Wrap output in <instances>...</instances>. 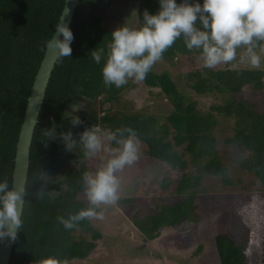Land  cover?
I'll return each mask as SVG.
<instances>
[{"label": "trees", "instance_id": "16d2710c", "mask_svg": "<svg viewBox=\"0 0 264 264\" xmlns=\"http://www.w3.org/2000/svg\"><path fill=\"white\" fill-rule=\"evenodd\" d=\"M112 0H82L73 19L71 31L74 40L70 57L59 59L53 71L44 105L39 117L31 147L30 170L23 212V228L18 234L10 264H34L35 260L55 256L59 259H86L96 248L100 234L88 219L77 228L66 230L57 220L68 217L88 206L83 191L82 176L91 170L82 165L65 173L67 159L75 164L86 160L78 145L68 152L62 141L48 140L42 134L53 122L57 133H79L92 125L103 130L132 128L140 141L139 152L148 154L171 171L182 173L163 179L166 196L157 212L144 218L135 216L133 223L147 240L159 238L164 228L202 221L198 198L207 178H220L232 185L230 171L219 147L221 137L216 134L220 117L234 120V133L225 143L239 150L241 168L253 175L264 189V106L243 96L246 88L258 93L264 90V69L250 67H224L208 69L204 66L186 75L191 94L179 89L169 72L157 73L151 69L144 84L160 89V94L173 109L167 121L145 111L122 113L114 111L121 94L132 85L106 88L103 83L104 60L97 64L90 52L105 47L110 34L118 25V14L112 12ZM66 0H0V182H13L15 158L20 130L24 121L28 99L46 53L45 42L55 32ZM136 7L139 25L145 9L156 14L159 0H124ZM179 4L182 0H176ZM203 0H189V3ZM110 4V5H109ZM110 11V12H109ZM123 16V14L121 13ZM117 19V20H116ZM199 58L196 51H188L182 40H177L164 54L172 62L179 57ZM214 95L216 103L207 108L193 96ZM220 98V101L217 100ZM94 101L98 107L93 116L72 113L71 109L82 101ZM110 104L109 109H104ZM78 116L83 122L73 128L71 119ZM115 147L114 144H112ZM41 171L51 179L41 175ZM45 186L43 198L33 195ZM122 202L127 204L129 199ZM246 213L255 216L254 223L246 220L242 229L248 235L242 241L226 231L214 238V246L221 264H264V204L259 199L246 207Z\"/></svg>", "mask_w": 264, "mask_h": 264}, {"label": "clouds", "instance_id": "9594fccd", "mask_svg": "<svg viewBox=\"0 0 264 264\" xmlns=\"http://www.w3.org/2000/svg\"><path fill=\"white\" fill-rule=\"evenodd\" d=\"M133 13L138 17L135 10ZM63 17L64 14L55 24L51 38L45 42L47 49L57 50V59L71 56L70 45L74 40ZM126 21L112 31L106 48L99 47L90 52L97 64L104 60L102 76L106 88L113 85L121 88L130 80L143 82L177 40H182L188 51L198 52L203 66L208 69L234 61L254 69L261 67L264 0H203V4L189 3V0L179 4L176 0H159L157 13L150 14L145 9L139 25ZM238 50H241L239 54ZM70 121L73 128L83 123L78 116ZM56 129L53 122V126L43 130L42 134L48 140L59 138L66 151L73 152L79 145L87 159L102 151L110 156L106 161L101 160L95 172L83 173V191L88 206L74 214L69 213L67 218L58 216V222L66 230H72L86 219L103 220L101 206L115 205L120 198L121 181L117 173L138 159L140 141L137 133L129 127L106 131L94 124L79 133L76 140L71 129L59 133ZM112 144L115 147H111ZM41 175L51 179L42 171ZM45 191L42 185L33 195L42 199ZM28 195L24 186H14V182L10 186L8 180L0 182V241L17 240L23 228L22 206ZM34 264H69V260L48 256L35 260Z\"/></svg>", "mask_w": 264, "mask_h": 264}, {"label": "rangeland", "instance_id": "374dc122", "mask_svg": "<svg viewBox=\"0 0 264 264\" xmlns=\"http://www.w3.org/2000/svg\"><path fill=\"white\" fill-rule=\"evenodd\" d=\"M110 4L112 12H109H116L120 18L112 22L114 25L121 26L127 19L126 23L136 24L138 17L135 13L132 14L136 7L126 4L124 0H112ZM240 51L238 50V54ZM224 66L219 65L216 68ZM201 67V59L193 60L180 56L172 62H157L153 70L157 73L169 72L179 89L191 94L187 87L186 75ZM230 67L250 66L234 61ZM260 68L264 69V54H261ZM160 91L147 87L144 82L132 81V85L123 91L120 102L115 103L113 109L122 113L145 111L155 115L162 125L166 123L173 107ZM243 96L264 106V90L258 93L248 87ZM193 99L204 104L205 108L217 102L214 95L193 96ZM217 100L220 101V98ZM109 107L110 104H107L104 109ZM71 111L74 114L93 116L96 111L98 113V107L94 101L85 100ZM98 115L102 117L104 114ZM233 129L232 118L220 117L216 134L221 137L219 150L229 168L232 185H227L216 177L205 180L198 198L201 223H185L174 228H164L159 238H145L133 223L134 217L137 215L144 218L156 213L163 203L161 198L166 196L162 189L164 177L171 174L173 178H179L182 173L171 171L170 167L163 166L148 154L143 156L138 153L134 164L117 173L121 181L118 202L115 205L101 206L99 210L104 213L103 220H89L91 226L100 234L96 248L88 258L72 260L69 264H221L214 246L215 236L230 231L242 240L243 235H248L245 230L241 232L246 220L254 223L256 219L254 215L246 213V207L251 205L254 199H259L264 204V189L261 183L241 168L237 147L225 143V139L233 135ZM108 158L109 153L102 151L95 157L86 158L77 164L74 160L67 159L65 173L82 165L87 166L90 172H95L101 160L106 161ZM124 199H129L130 202L124 204Z\"/></svg>", "mask_w": 264, "mask_h": 264}, {"label": "water", "instance_id": "95a60500", "mask_svg": "<svg viewBox=\"0 0 264 264\" xmlns=\"http://www.w3.org/2000/svg\"><path fill=\"white\" fill-rule=\"evenodd\" d=\"M82 0H66L62 15L64 21L71 30L75 13ZM61 15V16H62ZM63 39V37H60ZM56 49H46L45 56L36 75L28 104L24 121L20 130L15 158V168L13 174L14 186H24L27 190L28 175L30 170L31 147L34 139L36 127L44 105L47 89L59 59L56 58ZM12 182V185H13ZM25 208V201L22 206V214ZM16 241L9 239L0 241V264H10Z\"/></svg>", "mask_w": 264, "mask_h": 264}]
</instances>
